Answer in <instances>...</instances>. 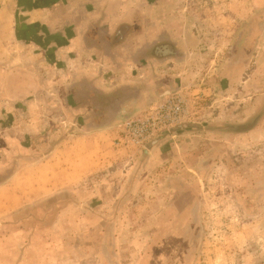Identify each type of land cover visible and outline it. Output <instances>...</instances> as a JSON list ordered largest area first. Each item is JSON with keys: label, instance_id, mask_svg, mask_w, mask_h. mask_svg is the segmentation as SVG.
I'll return each instance as SVG.
<instances>
[{"label": "rangeland", "instance_id": "obj_1", "mask_svg": "<svg viewBox=\"0 0 264 264\" xmlns=\"http://www.w3.org/2000/svg\"><path fill=\"white\" fill-rule=\"evenodd\" d=\"M166 1L191 53L163 69L177 77L165 94L184 95L190 117L144 147L125 141V120L114 146L127 155L110 167L33 183L53 190L21 196L49 237L33 264H264V0ZM53 96L1 116L3 137L43 157L80 133Z\"/></svg>", "mask_w": 264, "mask_h": 264}, {"label": "crops", "instance_id": "obj_2", "mask_svg": "<svg viewBox=\"0 0 264 264\" xmlns=\"http://www.w3.org/2000/svg\"><path fill=\"white\" fill-rule=\"evenodd\" d=\"M166 3L0 0V130L5 113L39 114L42 99L54 92L80 132L43 157L34 153V141L26 147L19 135L0 132V264H33L39 239L49 241L31 229L30 202L21 196L53 190L33 183L68 173L82 178L117 162L125 154L114 146L118 126L163 99L176 77L165 67L189 62V38L177 31ZM218 99L223 110L226 98ZM19 178L27 186H16Z\"/></svg>", "mask_w": 264, "mask_h": 264}, {"label": "built area", "instance_id": "obj_3", "mask_svg": "<svg viewBox=\"0 0 264 264\" xmlns=\"http://www.w3.org/2000/svg\"><path fill=\"white\" fill-rule=\"evenodd\" d=\"M189 105L191 102L182 94L166 95L140 116L125 121V141L136 147L148 145L161 134L185 123L191 114Z\"/></svg>", "mask_w": 264, "mask_h": 264}, {"label": "flooded vegetation", "instance_id": "obj_4", "mask_svg": "<svg viewBox=\"0 0 264 264\" xmlns=\"http://www.w3.org/2000/svg\"><path fill=\"white\" fill-rule=\"evenodd\" d=\"M241 40H242V39H241ZM241 40H240V42H239V43H240V44H239V47H240L241 44H242V43H241ZM251 128H252V127H251ZM251 128H247L246 130H247V131H250V130H252Z\"/></svg>", "mask_w": 264, "mask_h": 264}]
</instances>
